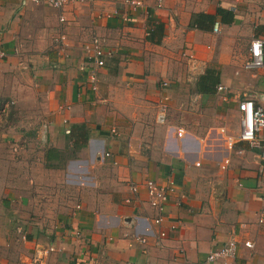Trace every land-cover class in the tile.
Returning a JSON list of instances; mask_svg holds the SVG:
<instances>
[{
    "label": "crops",
    "instance_id": "0c3cea01",
    "mask_svg": "<svg viewBox=\"0 0 264 264\" xmlns=\"http://www.w3.org/2000/svg\"><path fill=\"white\" fill-rule=\"evenodd\" d=\"M138 1L53 9L45 1L0 0V83L14 75L30 137L40 140L38 149L20 152L13 182L0 177V264H27L34 244L54 248L44 264H203L230 235L239 264H264V220L255 222L264 212L262 165L243 142L226 151L218 133L236 134L240 99L264 111V48L261 68H242L249 41L264 39L260 0ZM218 10L232 20L220 21ZM198 14L212 16L217 32L205 22L192 26ZM92 35L105 51L95 92L81 52ZM206 69L217 82L200 94L195 83ZM159 100L167 107L163 125L153 120ZM224 117L233 119L235 134L221 126ZM44 152L56 158L44 161ZM167 177L173 190L153 225L142 182Z\"/></svg>",
    "mask_w": 264,
    "mask_h": 264
},
{
    "label": "built area",
    "instance_id": "2783aa9c",
    "mask_svg": "<svg viewBox=\"0 0 264 264\" xmlns=\"http://www.w3.org/2000/svg\"><path fill=\"white\" fill-rule=\"evenodd\" d=\"M22 3L38 4L41 1H45L51 8L59 9L66 3L73 2H83L87 0H21ZM129 5L133 7L140 6L138 0H124ZM260 8L264 10V0H260ZM62 17L58 18V21H62ZM218 26L216 23H212L211 31L213 33L217 32ZM62 39L61 37L59 38ZM103 41L101 38L92 35L90 39L83 43L81 46V52L83 58L92 64V68L87 72L86 84L90 92L96 91V76L94 69H98L103 66V54L105 53L103 49ZM264 48V39H252L249 41L248 57L242 63V68L245 70L257 69L262 67L261 61V49ZM108 54V53H106ZM4 52L0 49V62L4 59ZM184 60L192 65L194 60L190 54L183 55ZM165 81L160 82V86H166ZM216 91L223 92L224 88L220 85L215 86ZM5 106V105H4ZM0 111H3L0 108ZM236 111L238 112L237 119V132L234 136L225 134L222 128L218 129V133L222 136L223 146L226 151H232L233 145L236 142H243L247 145L249 149L256 150V159L262 165L261 171L259 173V183L257 186L258 194L260 199L264 202V111L253 105L251 100L243 98L237 101ZM167 115L166 104L159 100L155 104L154 113V123L156 125H163ZM177 138L183 135L181 129H176L174 132ZM104 157L107 156L106 153L103 154ZM229 161L224 158L219 164L218 168L223 170L228 165ZM196 164V163H195ZM142 188L146 197V204L155 213L151 222L153 225H157L160 221V213L163 206L165 205L169 194L173 190V180L170 177L165 178L164 182L161 184L153 183L152 181L146 180L142 182ZM136 185H130L129 191L132 194L137 193ZM74 209L78 208V205H74ZM264 220V212L260 211L257 214L255 222L257 224L262 223ZM172 228V227H170ZM78 231H72L71 235L74 237L78 236ZM157 237H163L162 232H157ZM139 243L143 242L142 237L135 238ZM237 241L230 235L222 245L217 248L209 250L204 256L203 264H239L236 261L235 249ZM243 248L251 249L252 244L245 240L241 242ZM54 251L51 245H40L34 244L31 248L30 256L28 258L27 264H44L46 257ZM180 252V251H178Z\"/></svg>",
    "mask_w": 264,
    "mask_h": 264
},
{
    "label": "rangeland",
    "instance_id": "374dc122",
    "mask_svg": "<svg viewBox=\"0 0 264 264\" xmlns=\"http://www.w3.org/2000/svg\"><path fill=\"white\" fill-rule=\"evenodd\" d=\"M12 79H14V75L9 76L8 80L4 79V81L0 83V108L3 109V111H0V177L6 174L13 182L15 172L20 170V164H18L20 161L19 156L21 155L24 160L20 152H25L29 149H38L40 146V140L35 141L33 140V136L30 137L31 130L27 128L28 124L25 122V115H27L28 107L21 108L19 106L18 101L25 100L19 99L18 93H16L13 88L14 82ZM16 79L18 83H20V75H18ZM4 88L6 89L4 90ZM27 95L28 94L26 93L24 96ZM221 126L226 128L230 134H235V123L233 122V119L224 117ZM19 131L23 134L21 138L16 135ZM38 170L37 175L39 178L44 177V171L40 169L39 166ZM58 179L61 178L58 177ZM53 193L56 196L63 194L61 188H58V190ZM7 208L10 207L8 206L6 209Z\"/></svg>",
    "mask_w": 264,
    "mask_h": 264
},
{
    "label": "trees",
    "instance_id": "16d2710c",
    "mask_svg": "<svg viewBox=\"0 0 264 264\" xmlns=\"http://www.w3.org/2000/svg\"><path fill=\"white\" fill-rule=\"evenodd\" d=\"M217 14L221 15L220 21H222L223 23H229L232 20V15L226 11L222 12V11H216ZM201 21V22H199ZM207 23L209 25H212L213 23V17L210 15H205V14H198L196 15L194 18H192L191 20V25L196 27V28H203V25L201 23ZM217 82V76L216 74L214 75L212 70H208L206 69L204 71V73L202 75H200L196 81V90L198 91V93L200 94H209L212 91L210 90V86L216 84ZM80 128V126H78ZM78 127H73V128H78ZM67 158H70L69 155L66 156ZM56 156L55 155H48L43 154V159L45 160H53L55 159Z\"/></svg>",
    "mask_w": 264,
    "mask_h": 264
}]
</instances>
